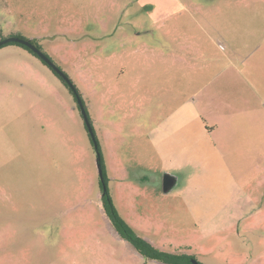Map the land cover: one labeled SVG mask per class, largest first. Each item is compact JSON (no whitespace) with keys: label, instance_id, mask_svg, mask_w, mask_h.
<instances>
[{"label":"rangeland","instance_id":"1","mask_svg":"<svg viewBox=\"0 0 264 264\" xmlns=\"http://www.w3.org/2000/svg\"><path fill=\"white\" fill-rule=\"evenodd\" d=\"M0 264H264V0H0ZM177 185L164 193L163 176Z\"/></svg>","mask_w":264,"mask_h":264},{"label":"trees","instance_id":"2","mask_svg":"<svg viewBox=\"0 0 264 264\" xmlns=\"http://www.w3.org/2000/svg\"><path fill=\"white\" fill-rule=\"evenodd\" d=\"M10 44H13V43H10ZM103 179H104V184H105V177H103ZM101 199H102L103 210L105 214L107 215L108 219L110 220L111 225L114 228L117 235L122 240L131 244L134 247V249L141 255L142 258L151 260L154 262H158L161 264H192L191 263L192 257L190 255H187L184 253H170V252L163 251L159 248L154 247L152 244L146 241L143 237L137 235L135 231L133 230V228L118 215L107 191L104 192V195L101 197Z\"/></svg>","mask_w":264,"mask_h":264},{"label":"water","instance_id":"3","mask_svg":"<svg viewBox=\"0 0 264 264\" xmlns=\"http://www.w3.org/2000/svg\"><path fill=\"white\" fill-rule=\"evenodd\" d=\"M8 43H17V44H20V45L28 48L32 53L37 55L43 62H45L67 84L69 89L75 95V98H76L77 104L80 108L81 115H82V118L84 120L85 126H86L87 131L90 135V138H91V140H92V142L96 148L97 145H96V141H95V137H94L92 127H91L90 122L87 118L86 112L84 111L81 100H80L79 96L77 95L76 89L74 88L72 83L69 81V79L31 42L20 39V38L12 37V38L1 41L0 47L5 45V44H8ZM97 166H98V170H99L100 181L102 184V191H103L102 196H103L104 192L106 191V187L104 184L103 173H102V169H101V165H100V157H99L98 153H97ZM175 183H176V180L173 176H171L169 174H165L163 176V182H162V187H163L164 193H168L174 187ZM191 263L192 264H198V262H196L194 260L191 261Z\"/></svg>","mask_w":264,"mask_h":264},{"label":"crops","instance_id":"4","mask_svg":"<svg viewBox=\"0 0 264 264\" xmlns=\"http://www.w3.org/2000/svg\"><path fill=\"white\" fill-rule=\"evenodd\" d=\"M176 185H177V180H176L175 186H176ZM175 186H174V187H175ZM174 187H173V188H174ZM144 239H145V238H144ZM145 240L148 241L147 239H145ZM148 242H149V241H148ZM149 243H150V242H149ZM128 244H129V243H128ZM150 244H152V243H150ZM129 245H131V244H129ZM152 245H153V244H152ZM131 246H132V245H131ZM153 246H154V245H153ZM132 247H133V246H132ZM154 247H156V246H154ZM133 248H134V247H133ZM156 248H159V247H156ZM159 249H160V248H159ZM134 250H135V249H134ZM135 251H136V250H135Z\"/></svg>","mask_w":264,"mask_h":264}]
</instances>
